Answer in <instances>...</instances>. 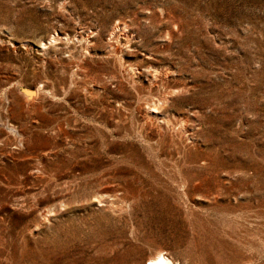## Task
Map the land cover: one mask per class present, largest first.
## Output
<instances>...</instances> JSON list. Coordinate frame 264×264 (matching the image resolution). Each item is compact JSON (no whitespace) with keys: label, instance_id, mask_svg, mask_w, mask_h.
Here are the masks:
<instances>
[{"label":"rangeland","instance_id":"obj_1","mask_svg":"<svg viewBox=\"0 0 264 264\" xmlns=\"http://www.w3.org/2000/svg\"><path fill=\"white\" fill-rule=\"evenodd\" d=\"M2 92L0 264H264V0H0Z\"/></svg>","mask_w":264,"mask_h":264},{"label":"bare ground","instance_id":"obj_2","mask_svg":"<svg viewBox=\"0 0 264 264\" xmlns=\"http://www.w3.org/2000/svg\"><path fill=\"white\" fill-rule=\"evenodd\" d=\"M0 95H1L0 96L1 97V100H0V125H9L14 130V134L12 135L13 136L12 139L9 137L3 138L0 135V143H2V145H3V143L7 145L10 142V140L11 141L14 140L15 142H18L21 145V147H23L25 142H26V129H24L25 127H23L22 125L14 124V122H17V121L14 117V113L12 112V108H14V105H13L12 101L9 99V97H11L10 94L2 92ZM37 96H38V92H36V93L26 92L25 97H26L27 104H32V102L35 101L34 99H36ZM5 100L9 102L8 106L5 105V102H4ZM163 102L164 101H162L160 103L162 106L161 105L160 106H154L153 107L154 111H157V110L159 111V109L161 107L163 108V105H165ZM29 116H30V128L32 129V132H33L36 128V115L32 109H29ZM2 150H3V147H0V153L1 154H3ZM35 169L36 168L34 167V165H30V172L31 173L33 170L35 171ZM1 170L2 171L0 172V182H7V183L11 182L12 176L8 173L9 168H7V169L2 168ZM31 184L35 185V181H32ZM29 195H30L29 196L30 201L28 202V206H29L30 210L33 211L36 208V194L33 192V193H30ZM21 199H22V197H21ZM5 202H6V199L4 197L2 199H0V210L1 209L3 210ZM23 202L25 203V201H23ZM146 264H174V263L171 260L165 258V256L163 255V251H157L152 257H150L147 260Z\"/></svg>","mask_w":264,"mask_h":264}]
</instances>
